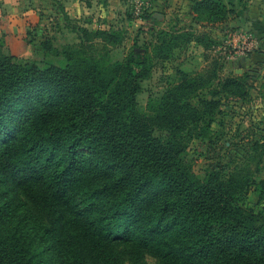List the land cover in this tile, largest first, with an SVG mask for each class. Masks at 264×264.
Here are the masks:
<instances>
[{
    "label": "trees",
    "instance_id": "obj_1",
    "mask_svg": "<svg viewBox=\"0 0 264 264\" xmlns=\"http://www.w3.org/2000/svg\"><path fill=\"white\" fill-rule=\"evenodd\" d=\"M194 10L208 21L229 12L221 0ZM93 49H55L67 63L41 67L0 38V264H264V209L251 200L257 185L264 201V179L223 163L200 178L184 157L223 112L218 95L251 98V76L228 75L206 98L211 79L179 71L148 115L147 57Z\"/></svg>",
    "mask_w": 264,
    "mask_h": 264
},
{
    "label": "rangeland",
    "instance_id": "obj_2",
    "mask_svg": "<svg viewBox=\"0 0 264 264\" xmlns=\"http://www.w3.org/2000/svg\"><path fill=\"white\" fill-rule=\"evenodd\" d=\"M20 2L26 17L17 15L12 8L8 10L0 0V38L8 51L18 56L22 62L37 63L41 67L50 64L65 65L66 57L55 54V49L63 52L68 47H79L82 44H94L92 51L101 55L108 53L107 59L112 62L122 61L131 53L141 54L147 57V63L138 94V106L148 115L160 104L167 89L179 82V71L198 75L205 80L211 79V84L201 92L206 98H210V93L214 90L221 89V84L228 75H250L253 98L242 100L233 95H218L216 98L220 101L219 108L223 112L215 114V121L208 135L191 141L184 157L200 178H205L215 165L223 163L229 167L241 166L246 171L252 169L258 181L264 179V72H259L262 67L260 65L255 67L256 71L253 73L256 74H252L248 68L251 66H243L241 63L228 66L225 63L232 49L223 48L220 37L224 35L229 40L228 33L218 30L213 32V36H208L205 33L206 25L193 26L189 17L183 24L185 30L175 34L179 38L172 39L167 47L157 49L156 43H161L158 37H165L166 33L155 30L147 34L139 23H131L126 19V16L130 18L127 14L131 9L130 0L126 12L122 14L120 11V14L116 13L110 18L114 27L106 31L117 34H112L110 38L102 37L103 39L95 38L97 32L88 21L98 14L99 9L96 7H92L89 14L84 12L82 16H78L69 12L73 8L61 11L56 5L52 7L51 0ZM33 10L39 14L36 24H30L31 20L28 19V13ZM198 39L204 41L208 47L197 43L195 40ZM48 47H52V50ZM257 48L261 49V46ZM255 50L257 49L253 48ZM251 54L252 52L248 55ZM258 63L263 64L264 60H259ZM155 134L162 139L169 137L165 130H156ZM252 189L251 200L255 202L258 210L264 209V201H259V187L253 185ZM145 261L150 264L157 263V259L151 255H147ZM125 263H128L127 258Z\"/></svg>",
    "mask_w": 264,
    "mask_h": 264
},
{
    "label": "crops",
    "instance_id": "obj_3",
    "mask_svg": "<svg viewBox=\"0 0 264 264\" xmlns=\"http://www.w3.org/2000/svg\"><path fill=\"white\" fill-rule=\"evenodd\" d=\"M2 1L4 3L3 6L7 7L8 10L12 8L13 11L17 12V15L26 17L20 7V0ZM51 1L52 7L56 5L61 11H69L73 8L69 12L76 13L78 16L79 14L82 16L84 12L89 14L88 11L92 9V7L99 9L97 15H93L88 19L93 30H111V27H114L112 25L113 23L110 21L112 15L116 13L120 14V11L123 14V12H126L129 8V0H99L98 2H96V0ZM150 1L153 3V11L150 13V16L145 17L142 20L135 19L131 14L130 9L128 10L129 13H127L130 18H127L126 16V19L131 23L137 22L143 26L147 34L151 32L153 33L155 30L160 31L161 33L183 32L185 30V26L183 25L184 22L191 17L193 26H201V24L206 25L205 31L209 36H213V32L218 30L228 33L229 40L224 35L220 37L223 41V48L228 49L229 47V49H232L225 60V63L228 66H236L238 63H241L243 66H251L248 68L252 74H256L253 73L256 71V66L260 65L264 67V63H258L259 60H264V0H221L229 11L225 20L222 21H200L197 18L198 13L195 12L194 5L201 0ZM28 14V19L31 20L30 24H36L39 20V14L35 12V10ZM188 29H190V27ZM261 37L262 40H260ZM258 46H261V49H258ZM253 48H256L257 50L253 51ZM251 52L252 54L248 55ZM262 67H260L259 72H264ZM251 98H253L252 94Z\"/></svg>",
    "mask_w": 264,
    "mask_h": 264
},
{
    "label": "built area",
    "instance_id": "obj_4",
    "mask_svg": "<svg viewBox=\"0 0 264 264\" xmlns=\"http://www.w3.org/2000/svg\"><path fill=\"white\" fill-rule=\"evenodd\" d=\"M131 14L135 19L142 20L153 10V3L150 0H130Z\"/></svg>",
    "mask_w": 264,
    "mask_h": 264
}]
</instances>
